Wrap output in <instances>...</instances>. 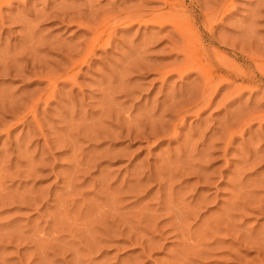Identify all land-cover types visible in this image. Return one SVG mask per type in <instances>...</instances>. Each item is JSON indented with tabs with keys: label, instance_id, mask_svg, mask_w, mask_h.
Here are the masks:
<instances>
[{
	"label": "rangeland",
	"instance_id": "374dc122",
	"mask_svg": "<svg viewBox=\"0 0 264 264\" xmlns=\"http://www.w3.org/2000/svg\"><path fill=\"white\" fill-rule=\"evenodd\" d=\"M262 1L215 22L206 58L248 75L201 109L162 0H0V67L35 66L0 74V264H264Z\"/></svg>",
	"mask_w": 264,
	"mask_h": 264
},
{
	"label": "bare ground",
	"instance_id": "6f19581e",
	"mask_svg": "<svg viewBox=\"0 0 264 264\" xmlns=\"http://www.w3.org/2000/svg\"><path fill=\"white\" fill-rule=\"evenodd\" d=\"M2 1V0H1ZM6 1V0H5ZM9 1V0H8ZM14 1V0H13ZM163 2H164V5L166 6V10H168V11H166L167 12V14L165 15V16H162V14H161V17H158L159 15H157V16H154L153 18H154V20H155V18L156 17H158V20H159V22H158V24L159 25H163L164 26V28H165V26L166 25H168V26H172L171 28H173V33H176V35L178 36L179 35V37H181L182 38V40H183V47H182V51L180 50V52H183L182 54H184V56L183 57H185L187 60V62L188 63H190V61H191V57H192V59L193 58H198L199 57V61H197L198 59H196V61H195V59L194 60H192V61H195L196 63H197V66H196V68L199 70V74H198V70L197 69H195L196 71H197V74L198 75H200L201 77H203V78H201V79H203V83H202V89L200 90L199 89V97H198V99H197V102H198V104H199V106L200 107H202L201 109H207L208 107H210L211 105H213L214 103H215V99H216V97L219 95V92L221 91V89L223 88V86H227V85H232V84H234V83H237V82H240V84H241V86H243L242 84L244 83V81H246L244 78L248 75V73L247 72H245V71H243V72H239V71H241V70H238V69H236V70H238L237 72L235 71V70H233V71H235V73L233 72H231V71H224L220 66H218V65H220V64H218L217 66L216 65H214L213 63H211L210 62V60L208 59L209 57H211V53H216V49H217V44L215 43V41L217 40H215L214 41V38H213V34L212 33H214L213 31H214V24H215V22L217 21V20H219V17L222 15V16H224V13H226V12H228L229 11V9H228V7L230 6V5H232V0H216V2H214L215 3V5H216V8L213 10V12L212 13H208V14H198V15H196V14H194V15H192L191 16V11L190 10H188L187 9V7L185 6V4H184V0H182V1H179V0H162ZM262 2H264V1H262ZM3 4V3H2ZM61 5V4H60ZM190 5V4H189ZM194 6V5H193ZM208 6V5H207ZM214 6V5H213ZM215 7V6H214ZM72 8V7H71ZM90 8V7H89ZM192 8H194V7H192ZM92 9V8H91ZM212 9H213V7H212ZM51 10V9H50ZM195 10V9H194ZM199 10V9H198ZM93 11V10H92ZM196 11V10H195ZM205 11H207V10H205ZM51 12V11H50ZM61 12V11H60ZM192 12H193V10H192ZM65 13H66V11H65ZM64 13V14H65ZM199 13V12H198ZM206 13V12H205ZM81 14V13H80ZM44 15V14H43ZM114 15H116V14H114ZM67 16V15H66ZM221 16V17H222ZM36 17V16H35ZM41 17V16H40ZM43 17V16H42ZM45 17V16H44ZM79 17V16H78ZM108 17V16H107ZM220 17V18H221ZM106 18V17H105ZM104 18V19H105ZM111 18V17H110ZM109 18V19H110ZM107 19V18H106ZM157 19V18H156ZM201 19V22L203 23V27L205 26V28H208V33H209V36H204V35H201V32H199V30L196 28V24H197V22H198V20H200ZM61 20H63V19H61ZM134 20V19H133ZM132 20V21H133ZM41 21V20H40ZM71 21H73V20H71ZM105 21V20H104ZM107 21H108V19H107ZM106 21V22H107ZM136 22H137V20H135ZM139 22L141 21V19L140 20H138ZM149 21H152V20H149ZM223 21V20H222ZM103 22V21H102ZM153 22H155V21H153ZM25 23V22H24ZM129 23H131V22H129ZM107 25V24H106ZM26 26V25H25ZM103 26H104V24H103ZM105 27V26H104ZM163 28V27H162ZM204 29V28H203ZM206 30H204V31H206ZM29 32V31H28ZM32 32V31H31ZM99 33H101V32H99ZM99 33H96V34H99ZM206 35V34H205ZM33 36V35H32ZM26 38V37H25ZM216 38V37H215ZM27 39V38H26ZM30 39V38H29ZM24 40V39H23ZM102 41V37H100L99 35H94L93 36V39L91 40V47L88 49L87 47H86V45H85V47H86V50H87V52H84V53H86L85 54V56L84 57H90L92 54H93V52H94V46L95 45H98L99 43H102L101 42ZM218 41V40H217ZM244 41V40H243ZM42 42V41H41ZM31 43V42H30ZM220 43V42H219ZM223 43V42H222ZM225 43V42H224ZM108 44V43H107ZM89 45V44H88ZM87 45V46H88ZM216 45V46H215ZM226 45V44H225ZM43 46V45H42ZM77 46V45H76ZM31 47V46H30ZM29 47V48H30ZM37 47V46H36ZM79 47H81V46H79ZM78 47V48H79ZM226 47V46H225ZM33 48H35L34 47V45L32 46V49ZM39 48H42V47H39ZM72 49V48H71ZM80 49H83V48H80ZM34 50V49H33ZM41 50V49H40ZM64 50V49H63ZM78 49L76 48L75 50H70V52H73L74 53V51H77ZM85 50V49H84ZM230 50V49H229ZM1 51V50H0ZM82 51V50H81ZM81 51H79V53L81 52ZM231 51H233V49L231 50ZM235 51V50H234ZM4 52H5V50H4ZM28 52V51H27ZM26 52V53H27ZM32 52H34V51H32ZM69 52V53H70ZM3 53V52H2ZM8 53V52H7ZM25 52H20L18 55H19V59L21 60V59H26L27 58V54H26ZM35 53V52H34ZM34 53H32V54H34ZM78 53V54H79ZM231 53V52H230ZM5 54V53H4ZM11 54V53H10ZM14 54H15V52H14ZM31 54V55H32ZM37 54V53H36ZM35 54V55H36ZM70 54H72V53H70ZM217 54V56H218V54L219 53H216ZM232 54V53H231ZM240 54H242V52L240 53ZM7 55V54H6ZM17 55V56H18ZM27 55V56H26ZM31 55H30V57H31ZM39 55V54H38ZM80 55V54H79ZM222 55V54H221ZM221 55H219L220 57H221ZM234 55V54H233ZM235 55H236V53H235ZM14 56V55H13ZM12 56V57H13ZM15 56H16V54H15ZM34 56V55H33ZM75 56H78V55H75ZM81 56V55H80ZM216 56V57H217ZM253 56V55H252ZM255 56V55H254ZM11 57V56H10ZM11 57V58H12ZM40 57V56H39ZM81 57H83V56H81ZM205 57V58H204ZM206 57H208V58H206ZM215 57V56H214ZM224 57V56H223ZM250 57H251V55H250ZM258 57V56H257ZM32 58V57H31ZM34 58H35V56L33 57V59H31L32 60V62L34 61ZM227 58V57H226ZM226 58H225V60H226ZM41 59V58H40ZM224 59V58H223ZM1 60V59H0ZM10 60V59H9ZM12 60V59H11ZM37 60V59H36ZM216 60V59H215ZM220 60V59H219ZM38 61V60H37ZM192 61H191V63H192ZM13 62H15V65H14V63ZM13 62H10V66L13 64V66H9L8 67V65L7 66H2L1 65V67H0V74H1V72H4V75L6 74V75H9V74H12L13 75V73L15 74V76H17V74H19V75H21L22 74V72H25V71H27V69H28V66H32V68L31 69H35V66L34 65H32L30 62V60H25V62H24V64L23 65H19V63H18V59H13ZM39 62V61H38ZM218 62V61H217ZM225 62V61H224ZM223 62V63H224ZM12 63V64H11ZM194 63V62H193ZM7 64H8V62H7ZM36 64V63H35ZM39 64V63H38ZM183 64V63H182ZM233 64V63H232ZM256 65V64H258L259 65V63H257V61H256V63H253L252 65ZM41 65V64H40ZM196 65V64H195ZM194 65V66H195ZM222 65V64H221ZM258 65H256V66H258ZM43 66V65H42ZM45 67V66H44ZM44 67H43V69H44ZM188 67H189V65H188ZM225 67H227V66H225ZM259 67V66H258ZM257 67V68H258ZM39 68V67H38ZM146 68V67H145ZM238 68V67H237ZM253 68V67H252ZM251 68V69H252ZM255 68V67H254ZM262 68V67H261ZM261 68H260V70H261ZM188 69H190V68H188ZM227 69V68H226ZM243 69V68H242ZM38 70V69H37ZM36 70V71H37ZM176 70V69H175ZM193 70H194V68H193ZM244 70V69H243ZM257 70V69H256ZM203 71V72H202ZM249 71V70H248ZM7 72V73H6ZM202 72V73H201ZM239 72V73H238ZM251 72V71H250ZM258 72V71H257ZM256 72V73H257ZM21 73V74H20ZM33 73V72H32ZM47 73V72H46ZM262 73H264V69H262ZM3 74V73H2ZM38 74H39V72H38ZM37 74V75H38ZM42 74H44V72L42 73ZM50 74V73H49ZM202 74H204L203 76H202ZM33 75H34V73H33ZM41 75V74H40ZM251 75H252V73H251ZM262 75V74H261ZM260 75V78H259V76L258 75H252L251 77H249L248 76V78H246L247 79V82L249 81V80H251L252 78H259V81L261 82V80H264V77H262ZM11 76V75H10ZM41 77V76H40ZM198 78H199V76H198ZM47 79V78H46ZM249 79V80H248ZM45 80V79H44ZM254 80V79H253ZM218 81V82H217ZM258 81V80H257ZM250 82V81H249ZM255 82V81H254ZM221 83H224V84H221ZM226 83V84H225ZM201 87V86H200ZM199 88V87H198ZM105 89V88H104ZM211 90V91H210ZM201 91V92H200ZM106 92H108V91H106ZM189 93V92H188ZM52 94V93H51ZM110 95V94H109ZM186 95V94H185ZM198 96V95H197ZM8 97V96H7ZM10 97V96H9ZM6 98V97H5ZM107 98V97H106ZM11 99V98H10ZM38 99V98H37ZM177 100V99H176ZM13 101V100H12ZM112 101V100H111ZM190 101V100H189ZM192 101H194V100H192ZM9 102V101H8ZM36 102V101H35ZM112 102H114V100L112 101ZM184 102V101H183ZM186 102H187V100H186ZM2 103V102H1ZM1 103H0V105H1ZM17 104V103H16ZM20 104V103H19ZM177 104V103H176ZM179 104H181V103H179ZM11 105V104H10ZM182 105V104H181ZM187 106H188V104H187ZM14 107V106H13ZM15 107H16V105H15ZM183 107V106H182ZM17 108V107H16ZM16 108H15V110H16ZM172 108V107H171ZM186 108V107H185ZM2 109H3V107H2ZM5 109V108H4ZM10 109V108H9ZM11 110V109H10ZM178 110H180L179 108H178ZM165 111V110H164ZM1 112V111H0ZM6 112V111H5ZM4 112V113H5ZM152 112V111H151ZM168 112V111H167ZM150 113V112H149ZM170 113H171V111H170ZM174 111L172 112V115L174 116ZM1 114V113H0ZM162 114H164V113H162ZM108 115V114H107ZM149 115V114H148ZM177 115V114H176ZM150 116V115H149ZM153 116V115H152ZM147 117V116H146ZM162 117H164V116H162ZM155 118V117H154ZM159 118V117H158ZM151 119V118H150ZM155 120V119H154ZM123 121V120H122ZM128 121V120H127ZM156 121V120H155ZM119 122V121H118ZM130 122V121H129ZM128 122V123H129ZM140 124V123H139ZM143 124V123H142ZM150 124V123H149ZM130 125V124H129ZM131 125H134V124H131ZM136 125V124H135ZM141 126V125H140ZM119 127V126H118ZM137 128H138V126H136ZM143 127V126H142ZM154 127V126H153ZM135 128V127H134ZM117 129V128H116ZM124 129V128H123ZM143 129V128H142ZM112 130V129H111ZM128 130V129H127ZM151 130H152V128H151ZM109 131V130H108ZM123 131V130H122ZM137 132H138V130H136ZM141 131V130H140ZM123 132H126L125 134H128V135H133L132 133V131H131V133L130 132H128V131H126V130H124ZM135 133V134H139V132L138 133ZM147 134V133H146ZM69 135H71V134H69ZM128 135H126V136H128ZM150 135V134H149ZM135 136H137V135H135ZM151 136H152V134H151ZM137 137H139V136H137ZM72 138V137H71ZM136 138V137H135ZM74 140V139H73ZM53 141V140H52ZM60 141V140H59ZM58 141V142H59ZM49 142V141H48ZM75 142V141H74ZM54 143V142H53ZM56 143V142H55ZM69 143H70V141H69ZM52 145V144H51ZM72 145V144H71ZM46 146V145H45ZM73 146V145H72ZM44 147V146H43ZM45 148V147H44ZM71 148H73V147H71ZM82 160V159H81ZM78 162V161H77ZM73 165H75V164H73ZM76 165H78V164H76ZM77 168V167H76ZM15 199V198H14ZM25 203V202H24ZM238 203V202H237ZM235 205H236V203H235ZM234 204H233V207L235 206ZM238 206V205H237ZM185 208V207H184ZM169 210V209H168ZM259 210H261V209H259ZM159 211V210H158ZM174 211V210H173ZM178 211H179V209H178ZM166 212H168V211H166ZM170 212V211H169ZM172 212V211H171ZM175 212V211H174ZM158 213V212H157ZM169 214V213H168ZM172 214V213H171ZM176 214V213H175ZM188 215V214H187ZM176 216H178V215H176ZM175 216V217H176ZM227 216V215H226ZM178 218H179V216H178ZM182 218H184L183 217V213H182ZM230 218V217H229ZM113 218H111V220H112ZM224 219V218H223ZM223 219H222V221H223ZM174 220V219H173ZM176 220V219H175ZM180 220V219H179ZM184 220H185V218H184ZM183 220V221H184ZM232 220V219H231ZM104 221V220H103ZM169 221V220H168ZM101 222V221H100ZM175 222V221H174ZM228 222V221H227ZM170 223V222H169ZM173 223V222H172ZM175 223H179V222H177V220H176V222ZM113 224H114V221H113ZM171 224V223H170ZM219 224V223H218ZM228 224V223H227ZM155 225V224H154ZM177 225H179V224H177ZM213 225V228H215L214 227V223L212 224ZM223 225V224H222ZM221 225V226H222ZM105 226V225H104ZM175 226V225H174ZM182 225H181V222H180V227H181ZM229 226V225H228ZM177 227V226H176ZM223 227H224V225H223ZM227 227V226H226ZM104 228V227H103ZM154 228V227H153ZM163 228V227H162ZM172 228H173V226H172ZM179 228V227H178ZM231 228V227H230ZM105 229L108 231V230H110V229H108V228H104V231H105ZM164 229V228H163ZM215 229H217V227L215 228ZM225 229V228H224ZM176 230V229H175ZM180 230V229H179ZM229 230V228L227 227L224 231H226V233H230L231 234V232H230V230ZM232 230H234V229H232ZM177 231H178V229H177ZM182 231V230H181ZM180 231V232H181ZM228 231V232H227ZM216 233H217V231H216ZM216 233H215V235H216ZM224 233V232H223ZM233 233H235L234 231H233ZM237 233V232H236ZM240 233V232H239ZM221 234V233H220ZM219 234V235H220ZM228 234H226V235H228ZM180 235H181V233H180ZM218 235V236H219ZM234 235H237V234H234ZM183 236V235H182ZM241 236V235H240ZM250 236V235H249ZM224 237L226 238V236H225V234H224ZM230 237V236H229ZM181 238V237H180ZM186 238V237H185ZM233 238V237H232ZM235 238V240H238L239 238H237L236 239V237H234ZM252 238V237H251ZM183 239V238H182ZM232 240V239H231ZM234 240V241H235ZM240 240V239H239ZM242 240V239H241ZM252 240H253V238H252ZM243 241V240H242ZM262 242H264V241H262ZM258 243V242H257ZM261 245V244H260ZM187 246V245H186ZM258 246V245H257ZM190 247V246H189ZM259 247V246H258ZM262 247H264V246H262ZM188 248V247H187ZM186 248V249H187ZM260 248V247H259ZM190 250V249H189ZM262 250V249H261ZM188 251V250H187ZM259 251V250H258ZM196 254V253H195ZM191 255V254H190ZM189 255V256H190ZM184 256H185V254H184ZM195 256V255H194ZM186 257V256H185ZM185 257H184V259H185ZM188 259V258H187ZM262 260V259H261ZM183 261H185V260H183ZM187 263V262H186Z\"/></svg>",
	"mask_w": 264,
	"mask_h": 264
}]
</instances>
